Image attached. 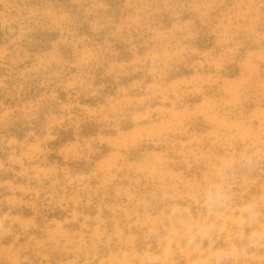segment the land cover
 Returning a JSON list of instances; mask_svg holds the SVG:
<instances>
[{"label": "rangeland", "instance_id": "obj_1", "mask_svg": "<svg viewBox=\"0 0 264 264\" xmlns=\"http://www.w3.org/2000/svg\"><path fill=\"white\" fill-rule=\"evenodd\" d=\"M0 264H264V0H0Z\"/></svg>", "mask_w": 264, "mask_h": 264}]
</instances>
